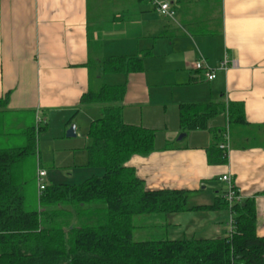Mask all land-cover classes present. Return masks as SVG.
Returning a JSON list of instances; mask_svg holds the SVG:
<instances>
[{
  "label": "crops",
  "instance_id": "obj_1",
  "mask_svg": "<svg viewBox=\"0 0 264 264\" xmlns=\"http://www.w3.org/2000/svg\"><path fill=\"white\" fill-rule=\"evenodd\" d=\"M154 1L0 0V99L8 98L12 112L33 111L36 124L42 120L37 158L45 184H80L93 176L86 135L100 115L88 114L96 104L81 105L95 88L91 56H139L142 72L107 75L126 83L124 122L155 132L153 153L127 166L148 191L187 193L188 208L213 206L226 188L220 179L230 176L242 203L254 200L264 238V0H156L171 5L174 19ZM201 59L210 68L224 60L230 67L208 82L194 69ZM199 103H241L246 124L230 129L222 114L207 129L183 133L180 105ZM72 125L77 137L68 138ZM220 130L230 135L228 162L211 165L208 149L220 140L212 131ZM230 221L226 209L171 214L166 235L221 239L232 233Z\"/></svg>",
  "mask_w": 264,
  "mask_h": 264
},
{
  "label": "trees",
  "instance_id": "obj_2",
  "mask_svg": "<svg viewBox=\"0 0 264 264\" xmlns=\"http://www.w3.org/2000/svg\"><path fill=\"white\" fill-rule=\"evenodd\" d=\"M89 68L96 86L82 96L81 105L102 107L86 135L87 167L102 169L103 175L80 184H46L38 193L39 168L32 171L30 160L37 157V136L45 128L30 124L36 119L33 111L12 112L8 98L0 99V264H264L253 199L230 206L223 194L213 206L188 208L187 193L148 191L127 166L132 157L153 153L155 132L124 122L126 83L109 85L101 77L142 72V58L95 62L91 56ZM99 71L103 75L98 77ZM222 114L230 129L246 124L241 103L182 104L181 131L207 129L208 120ZM22 126L25 130L14 134L13 128ZM212 132L220 140L208 149L209 164H227L228 156L219 148L223 131ZM14 139L22 144L3 145ZM199 209L228 210L230 236L169 240L167 217Z\"/></svg>",
  "mask_w": 264,
  "mask_h": 264
},
{
  "label": "built area",
  "instance_id": "obj_3",
  "mask_svg": "<svg viewBox=\"0 0 264 264\" xmlns=\"http://www.w3.org/2000/svg\"><path fill=\"white\" fill-rule=\"evenodd\" d=\"M154 4L157 7V11L164 17L169 19H174L176 17V11L171 7L169 3H160L154 1ZM230 64L227 60L222 61L216 68H210L207 66L204 59L197 61L194 65V69L198 72H202L208 82L216 79L217 71L229 69ZM41 119H37V125L40 126ZM219 148L224 151L228 156V151L230 149V135L227 131L223 136V141L219 145ZM46 177V172L42 169H39L37 172V188L38 193H42L46 189V184L44 178ZM221 182L225 183L226 188L224 191L225 200L229 203L230 206L234 204H240L243 201V195L240 190L234 185L230 176L225 175L220 179ZM230 227L232 229V217L230 221Z\"/></svg>",
  "mask_w": 264,
  "mask_h": 264
},
{
  "label": "rangeland",
  "instance_id": "obj_4",
  "mask_svg": "<svg viewBox=\"0 0 264 264\" xmlns=\"http://www.w3.org/2000/svg\"><path fill=\"white\" fill-rule=\"evenodd\" d=\"M102 82H104V83H106V84H109V85H113V84H115L116 83V81H113L112 80V76H107V77H105V79L102 81ZM96 86V85H95ZM94 107L95 108H90V109H94V111H92V110H90L89 108H87L88 110V114L90 115V116H95L94 114H96V112L97 111H95L96 109H100L101 110V107H102V105H99V104H96V105H94ZM97 107V108H96ZM99 117V116H98ZM97 117V118H98ZM41 123H42V120H41ZM40 123V126H43L42 124ZM30 124H35V126H36V119L34 120L33 118H32V120H31V122H30ZM25 128V126H22L21 128L20 127H14L13 129H15V133L14 134H19V133H17V132H19V130H25L24 129ZM44 128V127H43ZM43 132L44 131H42V132H40L39 134H38V141H39V136H42L43 135ZM22 133V132H21ZM42 134V135H41ZM21 139V138H20ZM20 139H14L13 141H10V143L8 142V141H4V146H8V145H10V146H15L14 145V142L16 143H20V144H22V140H20ZM12 140V139H11ZM3 141V139L0 141V143ZM30 164H31V169H32V171H36V169L38 170V164H37V157H34V158H32L31 160H30ZM88 171V170H87ZM90 171V170H89ZM91 171L93 172V176L95 175V176H102L103 175V170L102 169H91ZM90 177H91V175H90ZM81 178V177H80ZM77 179H79V178H77ZM45 181H47V179H44ZM77 182H81L80 180L79 181H77ZM36 184H37V182H36ZM73 184V183H72ZM77 184V183H76ZM153 224H155L154 222H152V223H150L149 225H153ZM137 234V233H136ZM136 239L137 240H142V239H140V237L138 238V236H136Z\"/></svg>",
  "mask_w": 264,
  "mask_h": 264
},
{
  "label": "water",
  "instance_id": "obj_5",
  "mask_svg": "<svg viewBox=\"0 0 264 264\" xmlns=\"http://www.w3.org/2000/svg\"><path fill=\"white\" fill-rule=\"evenodd\" d=\"M66 136H67L68 138H75V137H77L76 127H75V125H72V126L68 129V131H67V133H66ZM184 137H185V134L180 135L179 140L183 139Z\"/></svg>",
  "mask_w": 264,
  "mask_h": 264
}]
</instances>
